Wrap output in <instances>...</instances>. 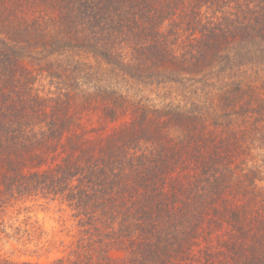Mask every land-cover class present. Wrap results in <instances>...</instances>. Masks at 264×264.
<instances>
[{"label": "trees", "instance_id": "trees-1", "mask_svg": "<svg viewBox=\"0 0 264 264\" xmlns=\"http://www.w3.org/2000/svg\"><path fill=\"white\" fill-rule=\"evenodd\" d=\"M64 52L102 61L124 90L75 95V71L21 63ZM261 87L264 0H0V225L10 203L42 198L77 227L48 264H264L263 178L243 156L264 141ZM80 110L98 113L95 137Z\"/></svg>", "mask_w": 264, "mask_h": 264}, {"label": "rangeland", "instance_id": "rangeland-1", "mask_svg": "<svg viewBox=\"0 0 264 264\" xmlns=\"http://www.w3.org/2000/svg\"><path fill=\"white\" fill-rule=\"evenodd\" d=\"M72 58L77 61V68L73 67L75 63H69V59ZM21 63L33 71L52 69L55 73L59 74L61 72V75L65 77H70L72 72L75 71L77 83L75 84L71 81L68 83L75 95H81L87 90L90 92L91 86L95 84L115 86L119 91L124 90L123 87H125L121 85L122 80H120V77L117 76V78L112 79L101 71L102 68L108 65L85 53L64 52L46 56H39L36 53L25 54L21 58ZM69 77L65 80H68ZM35 85L39 88H44L46 91L50 90V86H52L47 77L39 75L37 76ZM166 87L161 88L159 91L168 90L169 86L167 85ZM73 88H75L74 91ZM129 92L132 93L130 95H134L136 92L138 94L149 93L151 97L155 98V95L149 91L148 85L135 84L131 86ZM257 100L264 101V87L255 91L253 104H256ZM154 102L158 103L157 101ZM80 112L78 114V117L81 118L79 121L80 125L77 128L81 127L82 130H86L88 137H95L100 133L94 130L98 129L97 126L99 125L98 113L89 115L86 111L82 112L80 110ZM262 114L264 115V111ZM128 115L130 116V114ZM259 115L261 114L259 113ZM126 118L109 124L108 128H113ZM236 124V122L231 124L232 128L228 129V131H240L239 127L242 126V123L240 125ZM245 129L249 130L248 127ZM218 131L221 135H226L225 129H219ZM106 132L109 131H104L102 134ZM176 135V132L169 133L171 137H175ZM258 141L259 139L256 138L255 142H250V152H246L243 156L246 157L248 165L257 166L259 171L258 176L263 178L261 181H258V185L264 186V141H260V143ZM256 145H259L261 149L257 150ZM238 163H240L238 158L230 162V166L235 172L233 178H236L238 174L236 170ZM243 167L247 169L244 163ZM232 184L233 188H236V183L232 182ZM227 197L232 198L233 196L228 194ZM235 198L233 197L232 199L235 200ZM1 214H3V225H0V255L2 257H6L12 261L29 260L39 264H48L56 258L67 256V245L75 234L77 227L74 224L70 210L65 205L60 204L58 201L28 198L10 203L3 209ZM109 253L113 259L123 256V252L117 248H112Z\"/></svg>", "mask_w": 264, "mask_h": 264}]
</instances>
